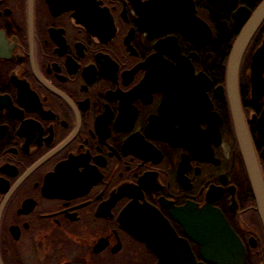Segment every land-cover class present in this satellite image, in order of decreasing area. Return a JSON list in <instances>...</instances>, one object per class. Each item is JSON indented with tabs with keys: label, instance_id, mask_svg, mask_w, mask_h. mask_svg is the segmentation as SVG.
Masks as SVG:
<instances>
[{
	"label": "flooded vegetation",
	"instance_id": "flooded-vegetation-1",
	"mask_svg": "<svg viewBox=\"0 0 264 264\" xmlns=\"http://www.w3.org/2000/svg\"><path fill=\"white\" fill-rule=\"evenodd\" d=\"M162 1L0 0V264H161L124 227L154 213L214 264L177 219L191 206L220 210L244 264H264L218 42L224 14L241 31L235 14L264 0ZM263 40L264 21L239 90L264 175Z\"/></svg>",
	"mask_w": 264,
	"mask_h": 264
},
{
	"label": "water",
	"instance_id": "water-1",
	"mask_svg": "<svg viewBox=\"0 0 264 264\" xmlns=\"http://www.w3.org/2000/svg\"><path fill=\"white\" fill-rule=\"evenodd\" d=\"M168 2L169 0L162 1L164 6L160 9L161 11H168ZM223 4L226 5L224 0ZM160 17L163 16L159 15ZM235 21L242 29L231 48L228 58L226 70L227 92L240 151L256 208L264 228V176L246 124L239 91L240 65L248 45L264 21V1L253 13L241 8L235 14ZM192 36L190 37L193 39ZM195 42L198 43L196 40ZM210 42L211 33L208 32L206 43L209 44ZM263 68L264 40L262 46L254 54L252 63V84L255 99L264 93V80L261 77ZM192 69L193 67H190V70ZM260 131L264 136V114L260 120ZM158 218L159 216L154 213V216L148 215L140 222H134V224L128 222L124 227L134 236L147 242L149 247L161 258V264H168L166 260L172 257L175 258V264H195V257L189 250L188 244L185 245L181 240L179 241L173 229L167 227V223L161 219L158 220ZM177 219L190 237L201 245V253L208 263L244 264L246 258L245 248L220 210L211 206L203 209L191 206Z\"/></svg>",
	"mask_w": 264,
	"mask_h": 264
},
{
	"label": "trees",
	"instance_id": "trees-1",
	"mask_svg": "<svg viewBox=\"0 0 264 264\" xmlns=\"http://www.w3.org/2000/svg\"><path fill=\"white\" fill-rule=\"evenodd\" d=\"M257 2H261V0H258ZM239 32L240 28L224 14L221 19V23L218 25V42L221 43L223 59L225 61L229 57L231 47ZM222 75L224 76V67L222 70Z\"/></svg>",
	"mask_w": 264,
	"mask_h": 264
}]
</instances>
